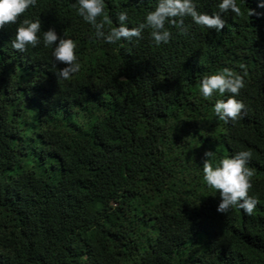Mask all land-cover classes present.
<instances>
[{"label": "trees", "instance_id": "trees-1", "mask_svg": "<svg viewBox=\"0 0 264 264\" xmlns=\"http://www.w3.org/2000/svg\"><path fill=\"white\" fill-rule=\"evenodd\" d=\"M221 13L217 33L184 18L168 43L106 44L74 0L25 15L73 39L81 67L57 80L51 50L12 49L0 28V264H264V7ZM216 11V0H194ZM155 0H105L136 26ZM255 9L249 17L246 8ZM258 13V14H257ZM110 23L115 26V20ZM227 67L244 81V115L218 120L199 79ZM251 152L253 214L216 212L205 150Z\"/></svg>", "mask_w": 264, "mask_h": 264}, {"label": "clouds", "instance_id": "clouds-1", "mask_svg": "<svg viewBox=\"0 0 264 264\" xmlns=\"http://www.w3.org/2000/svg\"><path fill=\"white\" fill-rule=\"evenodd\" d=\"M105 0H74L76 13L82 20L95 30V37L106 44H114L123 40H131L141 36L142 31L149 29L148 35L155 45L168 43L171 32L167 25H178L179 32H185L184 18H190L192 24L206 29H214L217 33L225 25L221 13L229 11L241 15V4L245 0H216V11L211 13L199 11L194 0H155L154 7L146 10L142 21L136 26L128 23V13L125 10L114 11L112 17L105 14ZM36 0H0V28L15 24L13 38L10 39L12 49L23 53L27 47L38 44L51 50L53 67L62 64L54 71L57 80H67L80 70V63L73 39L62 34L58 35L53 27L43 30L41 19L24 16L17 23L21 14L34 6ZM257 7H264V0H259ZM255 9L247 7L245 14L249 17ZM258 14V13H257ZM115 20L112 26L110 20ZM244 86L242 76L227 67L214 73L203 74L199 79L198 93L203 98H209L214 93L220 94L211 105L214 116L221 121L242 117L245 105L238 98L240 89ZM251 152L247 149L234 151L232 155L216 156L214 151L205 150L202 156V180L206 187L218 192L219 200L216 212L228 213L233 207L242 209L244 214H253L258 201L249 195L250 177L253 170L249 167Z\"/></svg>", "mask_w": 264, "mask_h": 264}]
</instances>
